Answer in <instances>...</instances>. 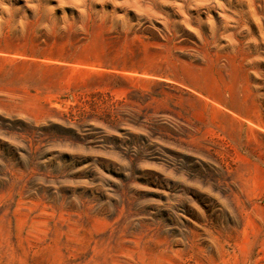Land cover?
<instances>
[{"label": "rangeland", "instance_id": "rangeland-1", "mask_svg": "<svg viewBox=\"0 0 264 264\" xmlns=\"http://www.w3.org/2000/svg\"><path fill=\"white\" fill-rule=\"evenodd\" d=\"M0 264H264V0H0Z\"/></svg>", "mask_w": 264, "mask_h": 264}]
</instances>
